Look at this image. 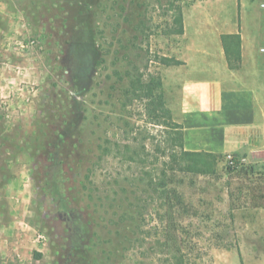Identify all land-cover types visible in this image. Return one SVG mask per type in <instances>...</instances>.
<instances>
[{"label": "rangeland", "instance_id": "1", "mask_svg": "<svg viewBox=\"0 0 264 264\" xmlns=\"http://www.w3.org/2000/svg\"><path fill=\"white\" fill-rule=\"evenodd\" d=\"M144 1L133 39L130 0H0V264H174L175 248L184 264H264V207L230 206L229 191L245 199L244 174L221 156L213 175L174 168L172 130L137 101L122 112L107 102L116 69L161 76L156 56L179 42L176 8ZM193 3L228 0L174 5ZM238 3L243 23L264 21V0ZM169 192L181 199L171 217Z\"/></svg>", "mask_w": 264, "mask_h": 264}, {"label": "crops", "instance_id": "2", "mask_svg": "<svg viewBox=\"0 0 264 264\" xmlns=\"http://www.w3.org/2000/svg\"><path fill=\"white\" fill-rule=\"evenodd\" d=\"M4 6V5H3ZM1 6L0 13L6 12ZM174 52L181 64L160 67L164 100L181 124L183 146L264 170V21L240 20L238 0L190 4ZM253 28V30H250ZM238 34L239 58L222 35Z\"/></svg>", "mask_w": 264, "mask_h": 264}, {"label": "trees", "instance_id": "3", "mask_svg": "<svg viewBox=\"0 0 264 264\" xmlns=\"http://www.w3.org/2000/svg\"><path fill=\"white\" fill-rule=\"evenodd\" d=\"M134 3L136 7V12L131 13L130 16H126L127 21L134 22L132 29L137 33L133 36V39H138L145 31L144 27V12L146 11V3L144 0H130ZM177 0H167L170 8L175 9V15L173 17L174 27L168 29L170 34H181L183 33V14L180 6H175ZM167 33V31H166ZM222 41L224 44V49L227 55L230 53L234 54L236 58H239V45L240 39L238 34L234 35H222ZM127 43H123L122 48H127ZM158 60L163 65H177L182 62L168 56H156ZM107 102H111L112 106H116L119 112H122L127 106L133 104L134 102H139L143 105L145 114L150 122L155 124H162L172 130L170 135L172 151L169 155L170 163L174 168L195 175H213L216 173V164L219 156L212 153L204 151H189L185 150L183 146V132L181 124L174 121L170 109L167 107L163 90H162V80L160 75H154L149 72L140 71V68L130 62V66L123 70L116 69L114 72L113 79L111 80L107 93ZM53 146V144H52ZM56 144L54 143V149L50 152L53 156V162L57 163L55 158L60 154L59 151H55ZM62 156L67 158V153H63ZM78 156V154H77ZM80 156H82L80 154ZM79 156V157H80ZM228 172L233 170L241 171L246 177L248 183L245 181H240L239 189L247 188L246 192L243 194L244 201H239V197L234 198L232 191H229L230 206L238 207L248 206L251 208L264 207V170L263 179L260 177H255L259 179L260 182H253L254 179H249L248 172L246 170L238 169V167H233L226 165ZM256 179V180H257ZM84 181V179H82ZM248 192V193H247ZM175 194V191H172ZM181 202L179 196L171 197L170 192L165 194V204H166V215L171 217L174 215L175 208L177 204ZM172 222V228L167 229L166 232V243L177 244L178 235L176 234V225ZM36 256H41V253L36 252ZM171 258L174 260V264H184L183 255L179 248H175L171 252Z\"/></svg>", "mask_w": 264, "mask_h": 264}, {"label": "built area", "instance_id": "4", "mask_svg": "<svg viewBox=\"0 0 264 264\" xmlns=\"http://www.w3.org/2000/svg\"><path fill=\"white\" fill-rule=\"evenodd\" d=\"M261 6L264 7V3H262ZM225 161L230 166H233V167L240 166V161H238V159L232 154H227L225 156Z\"/></svg>", "mask_w": 264, "mask_h": 264}]
</instances>
